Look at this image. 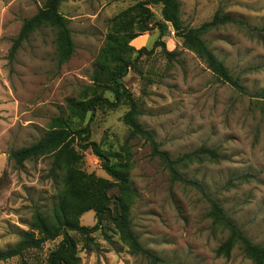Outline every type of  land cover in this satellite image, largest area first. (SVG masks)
<instances>
[{
	"label": "rangeland",
	"instance_id": "rangeland-1",
	"mask_svg": "<svg viewBox=\"0 0 264 264\" xmlns=\"http://www.w3.org/2000/svg\"><path fill=\"white\" fill-rule=\"evenodd\" d=\"M138 1L62 0L60 11L69 20L75 42L71 58L58 61L55 30L43 27L22 44L11 68L12 39L23 20L45 0H0V250L20 240L36 208L51 213L66 195L62 173L50 172L51 154L28 159L21 166L9 159L11 150L39 140L51 128L52 119L62 115L71 117L74 125L89 124L91 139L127 162L134 190L133 230L161 259L153 262L131 253L106 215L101 228L92 233L91 249L85 247L81 233L71 232L81 264H254L240 245L228 257L216 253L228 232L209 211L211 201L218 202L254 242L264 243V111L252 95L264 89V0H178L185 25L199 26L216 15L236 20L202 37L239 77L246 93L219 79L183 45L172 26L164 35L153 26L132 40L137 50L146 51L123 82L137 101L142 125L174 157L200 146L222 155L216 161L204 159L181 167L197 185L172 181L161 162L151 157L148 143L131 136L124 120L127 104L101 107L82 117L71 116L68 108L69 99L87 95L98 54L114 30V17ZM152 9L154 21H162L160 7ZM82 153L80 169L110 179L91 149ZM110 194L119 192L113 188ZM96 222L95 210L81 217L82 225ZM60 240H48L41 248L0 264H47Z\"/></svg>",
	"mask_w": 264,
	"mask_h": 264
},
{
	"label": "trees",
	"instance_id": "trees-1",
	"mask_svg": "<svg viewBox=\"0 0 264 264\" xmlns=\"http://www.w3.org/2000/svg\"><path fill=\"white\" fill-rule=\"evenodd\" d=\"M61 2L62 0H45L35 14L23 20L8 52V63L11 68L22 44L33 32L43 27L55 30L58 61L63 63L71 58L75 51V42L69 20L60 11ZM154 7H160L162 21H154L155 14L152 9ZM113 21L114 30L106 36L98 54L91 74V84L86 87L87 95L83 99L68 100L71 116L82 117L90 112L94 115L98 108H115L127 104L129 109L124 115V120L129 126L131 136H138L148 143L151 157L161 162L172 181L197 185L195 181L184 176L181 167L204 159L216 161L221 159L222 155L217 149L207 146H200L175 157L162 149L154 133L139 121L140 110L137 101L130 89L125 86L123 78L130 68L135 67L137 58L146 51L145 47L137 50L132 45V40L152 29L153 26L160 29L161 35L172 26L183 45L204 60L207 67L219 79L239 92L246 93L239 77L233 75L202 37L210 29L236 20L228 15H216L199 26H188L181 17L178 0H139L118 13ZM261 30L264 31V27ZM164 51L166 55H172L169 50L164 49ZM136 53L137 55L134 56ZM106 93L112 94V98ZM252 95L257 101L262 102L264 111V89L253 92ZM87 149H91L99 158L102 168L110 179L96 177L79 168V162L83 158L82 151ZM46 154L52 155L50 172L54 176L62 173L66 195L59 199L51 213L36 208L29 229L20 232V240L12 247L0 250V261L21 257L27 250L41 248L46 241L61 237L58 245L49 253L47 264H81L78 242L71 232L81 233L85 238V247L91 249L94 241L92 233L101 228L106 215L119 230L121 239L128 245L131 253L142 255L153 262L161 260L141 243L139 236L133 230L130 215L134 190L127 170V162L118 152L102 150L99 144L91 139L89 124L83 127L77 126L73 124L71 117L59 115L52 119L51 128L39 140L11 150L9 159L21 166L28 159ZM1 180L2 177L0 183ZM113 188L118 190V195L110 194ZM89 210H95L97 222L93 226L82 225L81 217ZM209 214L217 225L228 232V237L216 250L218 255L228 257L234 247L240 245L243 253L254 264H264V243L254 242L214 200L211 201Z\"/></svg>",
	"mask_w": 264,
	"mask_h": 264
}]
</instances>
